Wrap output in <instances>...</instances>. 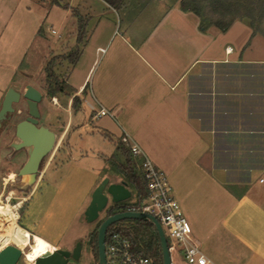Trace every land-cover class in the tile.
<instances>
[{"label":"crops","instance_id":"crops-1","mask_svg":"<svg viewBox=\"0 0 264 264\" xmlns=\"http://www.w3.org/2000/svg\"><path fill=\"white\" fill-rule=\"evenodd\" d=\"M27 1L22 13L38 9L36 37H46L41 26L47 20L57 28L43 44L39 38L37 57L28 56L30 41L16 51L9 41L16 0H0V105L9 87L38 89L33 64L43 75L56 59L53 71L64 87L54 95L39 88V110L61 147L56 170L72 165L76 185L82 184L79 208H86L104 176L121 181L109 162L123 161L117 143L126 132L165 173L208 264H264V35L246 20L224 31L201 29L199 17L182 11L180 0H124L120 9L104 0H65L86 19L73 62L67 56L77 44L71 9ZM101 107L109 113L98 115ZM34 189L23 214L31 221L22 227L29 237L67 248L60 243L72 219L55 243L57 236L32 231L55 209L58 193L46 190L31 203ZM72 191L63 188L61 197ZM35 257L32 249L26 260Z\"/></svg>","mask_w":264,"mask_h":264},{"label":"rangeland","instance_id":"rangeland-1","mask_svg":"<svg viewBox=\"0 0 264 264\" xmlns=\"http://www.w3.org/2000/svg\"><path fill=\"white\" fill-rule=\"evenodd\" d=\"M38 1H45L48 5L52 4L51 0H38ZM223 1L226 4H231L236 0H223ZM61 2L66 3L65 0H61ZM201 2L204 6V11L211 16L214 15L213 16L214 18L216 16L215 12L217 11L215 0H201ZM250 3L253 6L252 12L254 16H256V18L262 14V19L261 21H259L260 23L259 26L262 30H264V15H263L264 1L251 0ZM23 4H28V1L16 0L17 8L15 13L16 14L15 34L13 32V34L10 35L9 41L13 43L14 46H16V51L21 49V45L24 41L26 44L28 43V41H30L26 51H28V56L32 55V58H34L37 57L38 53H40L41 51L37 49L39 47L38 46L39 38L41 40L40 41L41 44H43L44 40L48 41L49 39L47 37L51 36L52 34H53L52 36H54L55 34L51 32L50 28H57V26L54 23H51L52 21L47 20L45 23H42L41 26L46 32L45 33L46 37L40 34L36 37L34 35L35 29L39 28V25H41V23H39L40 18L37 13L38 9L36 5H34L32 6V10L30 11V13H27V11H23L24 13H22L21 9ZM234 7L235 5H232L229 9H224L227 12L229 10L231 11L227 15V18H229L231 15L234 14V10H235ZM244 20L249 21L247 18H244ZM116 28H119V22L116 24ZM5 35H9V34L5 33ZM55 62L56 59L53 58V63ZM37 68H38L37 64L34 63L30 70L31 74L33 73L34 75V73H36L34 77L38 76L37 80L34 81V84L37 85L38 89L42 88L44 93L48 94L52 92L54 89L55 81L53 80V78L49 79L47 77V74H45V72L43 75L40 74L41 72H38ZM57 84L58 86L62 85L64 87L63 79L57 78ZM18 87L20 89V92H23V87L21 86V84L18 85ZM47 97L49 98L50 96L48 95ZM13 106L15 108V111L9 113V118L4 119L0 127V203L7 204V197H9L8 204L13 205L19 203L20 205L19 209L18 210L12 209V210L14 212L18 211L20 221L17 222L21 226L28 228V221H31V219L24 218L23 214L28 202L27 197L29 196L30 192L33 190V188H35L34 189L35 194L31 201V203H34L35 201L38 200V198L40 199V196L44 194L46 190L54 191V188L56 187L58 193L53 201V202L56 201L54 204L55 209L51 211V214L42 218L40 222H38L37 224V225L40 224V226L38 227H40L42 229L41 231L43 232L38 231V227L36 230H32V231H35L42 235H45L44 233H48L51 236H57V238L54 237L55 239L53 240L51 239V241L55 243L60 241L61 236H59L60 235L59 230L62 229L61 226L64 223L71 221L72 219L71 224L67 229V231L64 233L62 238L63 240L60 243L61 245L70 248L73 242L77 239L85 241L88 234L92 230L94 223L96 222V221L92 223L87 222L84 218V210H85L83 209L84 206H81L80 208L78 206L83 195L81 192L77 190L80 189L79 187L82 186V184L76 185L77 178L75 176L74 171L70 169L72 165L62 170H58V169L56 170L57 163L63 160L61 154L59 153L61 147L57 148L56 143L52 151L42 160L43 162L41 163L38 178L35 182L28 184L26 176L18 175L19 168L21 167L22 162L27 157V148L14 149V144L17 143V138L14 135L15 124L20 119H22L25 114V104L23 99H20L17 103H14ZM40 123L42 124V118H40ZM71 137L72 135L69 132L66 139L69 140L71 139ZM45 168H48L47 173L41 175V172ZM52 175L54 176V178L56 177V181H53L51 177ZM71 178L72 180H70ZM109 179L110 181H113V180H117V177L113 175ZM63 188H68V189L72 188L73 191L71 194L66 193L63 195V197H61L62 194L60 193ZM103 217H104V210L100 212L99 219ZM5 225H7V221L3 219L0 220V230L3 229ZM8 244H14V243L9 242ZM32 244H33V238L32 239L30 238L29 244L25 247H21V249L24 251V255H22V258H20L18 264H28L25 253L30 252L33 248L34 251H37L36 247L31 246ZM85 251L86 250L83 247V253H85ZM174 258L177 259L176 257ZM173 264H181V263L178 261L175 262L173 261Z\"/></svg>","mask_w":264,"mask_h":264},{"label":"water","instance_id":"water-1","mask_svg":"<svg viewBox=\"0 0 264 264\" xmlns=\"http://www.w3.org/2000/svg\"><path fill=\"white\" fill-rule=\"evenodd\" d=\"M21 98L25 100L28 116L15 124L14 134L19 140L14 144L15 149L27 148V159L19 168L18 175L26 176L28 184L35 182L41 161L54 148L56 137L52 130L44 125H37L41 116L39 103L42 93L35 87L27 85L23 92L13 87L7 88L0 105V127L4 119L9 118V113L14 111V103ZM131 196V191L123 181L111 182L104 176L91 193L90 201L84 210V218L92 223L99 219V214L106 209L108 204L124 201ZM123 219H140L150 221L158 234L162 264H172L170 252L164 231L155 216L146 212L121 211L104 218L97 228V253L100 264H105L104 239L107 228ZM80 254L78 241L72 250L56 248L45 251L39 255L32 264H76L75 260ZM23 255V250L15 244H6L0 249V264H18Z\"/></svg>","mask_w":264,"mask_h":264},{"label":"trees","instance_id":"trees-1","mask_svg":"<svg viewBox=\"0 0 264 264\" xmlns=\"http://www.w3.org/2000/svg\"><path fill=\"white\" fill-rule=\"evenodd\" d=\"M104 1L115 9H120L124 5V0ZM250 2L251 0H236L231 4H226L223 0H215L217 11L215 12L216 16L214 18V15L211 16L204 11V6L201 0H180V9L182 11H191L195 13L199 17V26L201 29H205L213 25L224 31L235 20H244V18H247L249 20L247 22L250 27L253 28V31L260 32L264 35V30H262L259 26L262 14L256 18L252 12L253 6ZM51 3L56 6L71 9L73 16L77 19V44L67 53L70 60L74 62L80 53L78 44L82 43L83 38L85 37L86 19L80 14L77 8L70 7L68 3H62L61 0H51ZM232 5H235L234 14L227 18V15L231 11L229 10L227 12L224 9H229ZM53 66V58H51L45 66L47 77L49 79L53 78L55 81L54 89L52 92L48 93L49 95H54L56 91L63 88L62 85L58 86L57 84V77L53 71ZM117 149L123 156V161L118 164L113 162L109 163L110 165H113L117 172L121 175V181H123L126 184V187L131 191V196L124 201L110 203L106 207L104 217L100 221L114 213L125 211L126 208L130 206L139 207L142 200L147 196L146 183L141 176L138 160L131 155L130 151L122 143H117ZM114 229L126 234L135 250L143 255L152 256L155 259L162 261L159 237L154 225L150 221L140 219H123L110 225L107 228L106 235ZM91 242L94 248L97 249V228H95L92 232Z\"/></svg>","mask_w":264,"mask_h":264},{"label":"built area","instance_id":"built-area-1","mask_svg":"<svg viewBox=\"0 0 264 264\" xmlns=\"http://www.w3.org/2000/svg\"><path fill=\"white\" fill-rule=\"evenodd\" d=\"M107 113L109 112L102 107L97 112L98 115ZM119 142L138 160L139 170L147 189V196L140 206H130L126 210L146 212L157 218L167 240L171 261L176 257L186 264H208L210 260L192 241L191 225L180 203L173 196L172 187L165 173L152 162L139 144L126 132L122 133ZM8 203L9 197H7ZM11 206L14 210H18L20 205L16 203ZM15 213L17 214L16 221H19L18 211ZM55 249L56 247L53 246L50 251ZM104 254L105 264H162V261L135 250L129 237L115 229L108 235L105 234Z\"/></svg>","mask_w":264,"mask_h":264},{"label":"bare ground","instance_id":"bare-ground-1","mask_svg":"<svg viewBox=\"0 0 264 264\" xmlns=\"http://www.w3.org/2000/svg\"><path fill=\"white\" fill-rule=\"evenodd\" d=\"M12 209L13 207L10 204L0 203V220L3 219L7 221V225H5V227L0 230V249L9 242H13L19 248L25 247L29 244L30 238H33L32 246L37 248L36 257L34 260L43 252L48 250L50 251L53 245L39 236L31 235L29 237V232L16 221L17 214ZM30 258L31 251L26 255V259L28 261L31 260ZM34 260L27 263L31 264L34 262Z\"/></svg>","mask_w":264,"mask_h":264},{"label":"flooded vegetation","instance_id":"flooded-vegetation-1","mask_svg":"<svg viewBox=\"0 0 264 264\" xmlns=\"http://www.w3.org/2000/svg\"><path fill=\"white\" fill-rule=\"evenodd\" d=\"M21 99H23V98H21ZM23 101H24V104H25V114H24V116H23V118L22 119H25L27 116H28V110H27V106H26V103H25V100L23 99ZM14 111H15V108H14ZM13 111V112H14ZM41 114V113H40ZM40 118H41V116H40ZM40 118H39V120H38V124L37 125H42L41 123H40ZM22 119H20V120H22ZM15 135V134H14ZM19 140L17 139V142H18ZM24 148H26V147H24ZM23 148V149H24ZM15 149V148H14ZM26 159H27V157H26ZM26 159L22 162V164H21V166L23 165V163L26 161ZM43 161H41V163H42ZM41 163H40V167H41ZM39 171H40V168H39ZM38 174H39V172L37 173V175H36V179H35V181L37 180V178H38ZM39 180H40V178H39ZM38 180V181H39ZM109 205V204H108ZM104 212H105V210H104ZM102 219V218H101ZM101 219H99V220H97L95 223H94V225H93V228H92V230L90 231V233L88 234V236H87V238H86V240L85 241H82V240H79V239H77V240H75L74 242H73V244H72V246L70 247V248H67V249H69V250H72L74 247H75V245H76V243L79 241L80 242V254H79V256L77 257V259L75 260V263L76 264H100V261H99V257H98V253H97V249H95L94 248V246L92 245V242H91V236H92V232L94 231V229L95 228H98V226L100 225V223H101ZM100 221V222H99ZM83 247L85 248V253H83ZM22 258V257H21Z\"/></svg>","mask_w":264,"mask_h":264}]
</instances>
